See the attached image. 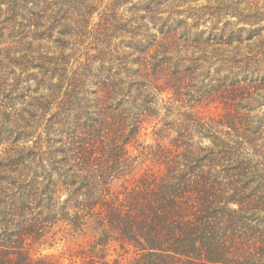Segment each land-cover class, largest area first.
I'll return each mask as SVG.
<instances>
[{"label":"trees","instance_id":"16d2710c","mask_svg":"<svg viewBox=\"0 0 264 264\" xmlns=\"http://www.w3.org/2000/svg\"><path fill=\"white\" fill-rule=\"evenodd\" d=\"M130 1L36 0L25 16L29 0H0L1 39L16 16L11 41L40 17L87 28L99 14L106 33L95 55L42 80L35 150L19 145L25 134L9 144L0 75V264H66L36 255L60 231L79 240L70 264H264V117L252 114L264 105V0L189 5L184 18L173 7L185 0H145L123 18ZM112 32L128 38L112 44ZM212 99L219 114L197 110Z\"/></svg>","mask_w":264,"mask_h":264},{"label":"rangeland","instance_id":"374dc122","mask_svg":"<svg viewBox=\"0 0 264 264\" xmlns=\"http://www.w3.org/2000/svg\"><path fill=\"white\" fill-rule=\"evenodd\" d=\"M33 1L29 0L26 2L28 9L19 7L18 12L24 13L25 16L30 14L29 9H34L35 13L40 11V6L37 8ZM138 1L145 0H131L130 3L124 4V6L119 10L123 18H130L134 15L133 6L137 5ZM222 2L226 0H185L184 3H180V6H174L173 8H178L183 13L182 17H185L186 12L188 11V6H220ZM40 5V2L38 3ZM171 5L163 6V10H169ZM2 7L3 14H8L9 7L6 4H0ZM10 12V11H9ZM12 13V12H11ZM167 15V14H165ZM33 17V16H31ZM177 17V16H176ZM75 19L71 20L70 26L60 27L59 21L55 20V17H40V26L38 28L31 29L35 31L31 33L30 36L21 41H11L8 35L11 34L12 37L16 34L15 31L19 28V22L22 20L20 16H16V22L9 23L6 32L4 33V38H0L1 44L9 42V46L2 45L0 46V56L6 55L9 58V61H0V75L5 74L8 82L10 84V91H8V99L6 100L11 105V116L8 124L11 126L10 146H16L17 138L22 137V134L28 136V139H21L19 145L21 147H26L28 149H37L40 146V108H41V93L46 91L43 89L42 80L47 74H54L58 71L60 66H63L65 62H69L70 66H75L79 63V60H85L88 56L87 54L95 55L97 52L95 48V39L99 36L105 35V30L101 29L95 23H99L100 15L93 14L88 17V27H81L83 22V16H75ZM208 18V17H207ZM75 20V21H73ZM210 20H215L210 18ZM220 22L225 20H235V18L227 17V14L224 12L220 13ZM36 22V21H35ZM77 22V23H75ZM188 22H192L189 20ZM219 22V25L221 24ZM95 25V26H94ZM221 26V25H220ZM211 27V22H208L201 26V28ZM84 32L86 34L85 42L79 44L78 32ZM99 33V34H95ZM103 33V34H102ZM108 33H111L110 31ZM115 37L112 44L119 43L121 40L128 38L127 35L120 33H114ZM31 35L35 38H32ZM123 36V37H120ZM19 38V36H18ZM64 40V41H63ZM66 46H64L63 45ZM192 49H189V52ZM64 53V54H63ZM67 58L68 60H65ZM2 62V63H1ZM215 70H212L211 76H202L196 80L190 82L188 86L189 90H195L198 87H202L200 80L202 78L207 83L214 82L213 73ZM205 73L202 72V74ZM209 77V78H208ZM195 92V91H194ZM193 92V93H194ZM255 110L252 112L253 115H259L264 117V105L254 106ZM197 110L202 113L210 114H219L222 111V104L216 99L212 101H203L196 106ZM2 119L0 118V121ZM148 129L145 131L146 135H143V139L148 142H152V128L147 125ZM23 138V137H22ZM25 144V145H24ZM130 151L133 154H137L135 147H130ZM145 167V164H141L138 168V172ZM58 240L54 242L48 241L45 245L37 248L36 255H46L51 259L58 260L60 262L70 264L75 258L80 260L74 255H78L79 245L77 239L65 235L61 231L58 234ZM111 250L112 254H116V250ZM119 249V248H118ZM122 252V250H121ZM73 255V256H72Z\"/></svg>","mask_w":264,"mask_h":264}]
</instances>
